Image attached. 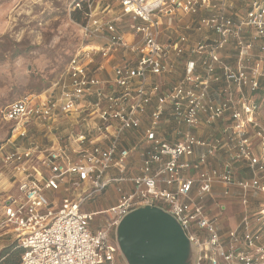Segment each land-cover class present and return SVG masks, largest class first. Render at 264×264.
<instances>
[{
  "label": "built area",
  "instance_id": "1",
  "mask_svg": "<svg viewBox=\"0 0 264 264\" xmlns=\"http://www.w3.org/2000/svg\"><path fill=\"white\" fill-rule=\"evenodd\" d=\"M118 1L78 0L81 43L59 88L1 109L0 166L17 190L0 238L19 264H127L116 227L153 204L180 221L197 264H264V198L257 212L250 201L264 195V0ZM233 199L242 230L222 235L211 202Z\"/></svg>",
  "mask_w": 264,
  "mask_h": 264
},
{
  "label": "rangeland",
  "instance_id": "2",
  "mask_svg": "<svg viewBox=\"0 0 264 264\" xmlns=\"http://www.w3.org/2000/svg\"><path fill=\"white\" fill-rule=\"evenodd\" d=\"M77 1L0 0V146L11 133L10 124L1 117L5 105L27 94L59 88L56 83L64 78L67 63L81 43L83 14L81 20L74 18ZM103 2L114 11L120 8L118 0ZM235 6L240 11L245 8L241 0H235ZM16 190V183L0 166V207ZM51 198L60 202L59 194ZM92 203L93 208H106L114 201L97 198ZM234 212H240L237 205ZM212 213L221 215L216 209ZM8 237L0 238V256L11 243Z\"/></svg>",
  "mask_w": 264,
  "mask_h": 264
},
{
  "label": "water",
  "instance_id": "3",
  "mask_svg": "<svg viewBox=\"0 0 264 264\" xmlns=\"http://www.w3.org/2000/svg\"><path fill=\"white\" fill-rule=\"evenodd\" d=\"M127 264H197L198 248L180 221L153 204L136 207L116 227Z\"/></svg>",
  "mask_w": 264,
  "mask_h": 264
},
{
  "label": "crops",
  "instance_id": "4",
  "mask_svg": "<svg viewBox=\"0 0 264 264\" xmlns=\"http://www.w3.org/2000/svg\"><path fill=\"white\" fill-rule=\"evenodd\" d=\"M261 118L264 121V111L261 113ZM238 169H239L238 175L240 177L242 178L251 177V172L247 164L245 163L239 164ZM236 192L239 193V190H237ZM7 197L5 199H7ZM262 198H264V195H261V194H253L250 196V201H251V206H252L251 212H257L261 208L260 200ZM113 201L115 202V199H113ZM211 204H212V208L215 209L216 205L213 202H211ZM224 204L225 206L222 205L223 208L221 210L220 221H219L220 232L222 233V235H226L228 231L233 228L239 229L241 231L243 217L246 214L244 212L242 204L239 201L236 202L234 200L227 201ZM236 205L238 206V209H240V212L238 213L234 212V207ZM262 241L264 242V235L262 237Z\"/></svg>",
  "mask_w": 264,
  "mask_h": 264
},
{
  "label": "trees",
  "instance_id": "5",
  "mask_svg": "<svg viewBox=\"0 0 264 264\" xmlns=\"http://www.w3.org/2000/svg\"><path fill=\"white\" fill-rule=\"evenodd\" d=\"M74 18L77 20L82 19V11L76 10ZM22 249L16 243H10L5 246L1 251L0 264H19L21 260Z\"/></svg>",
  "mask_w": 264,
  "mask_h": 264
}]
</instances>
